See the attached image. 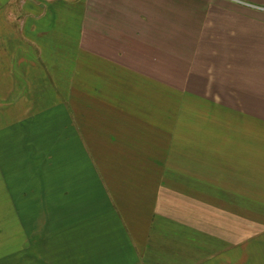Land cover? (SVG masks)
<instances>
[{"label":"crops","instance_id":"0c3cea01","mask_svg":"<svg viewBox=\"0 0 264 264\" xmlns=\"http://www.w3.org/2000/svg\"><path fill=\"white\" fill-rule=\"evenodd\" d=\"M261 127L264 0H0V264H264Z\"/></svg>","mask_w":264,"mask_h":264},{"label":"rangeland","instance_id":"374dc122","mask_svg":"<svg viewBox=\"0 0 264 264\" xmlns=\"http://www.w3.org/2000/svg\"><path fill=\"white\" fill-rule=\"evenodd\" d=\"M228 119H230V118H228ZM231 121V120H230ZM262 129H264V127H261Z\"/></svg>","mask_w":264,"mask_h":264}]
</instances>
